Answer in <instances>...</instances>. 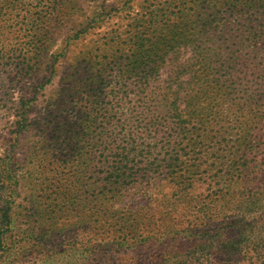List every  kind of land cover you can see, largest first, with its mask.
<instances>
[{
  "label": "rangeland",
  "instance_id": "374dc122",
  "mask_svg": "<svg viewBox=\"0 0 264 264\" xmlns=\"http://www.w3.org/2000/svg\"><path fill=\"white\" fill-rule=\"evenodd\" d=\"M223 1L59 0L27 46L47 3L0 0V264H264L249 242L218 252L238 228L258 230L264 202L231 199L242 185L218 177L232 149L196 138L239 122L249 135L246 94L180 126L156 95L169 67L156 73L158 47L133 62L141 31L187 75L231 57L236 39L264 40V0L241 16Z\"/></svg>",
  "mask_w": 264,
  "mask_h": 264
},
{
  "label": "trees",
  "instance_id": "16d2710c",
  "mask_svg": "<svg viewBox=\"0 0 264 264\" xmlns=\"http://www.w3.org/2000/svg\"><path fill=\"white\" fill-rule=\"evenodd\" d=\"M41 2L47 3L46 10H44V15L41 10L36 11L38 15L28 29L29 34L32 33V35L24 42L28 44L27 46L31 42L33 46V38L40 40L39 37L37 38L38 35L35 36L36 31L39 30L38 22L53 14L57 16L60 10L59 0H41ZM250 2V0H224L221 5L227 9L230 8L231 12L237 16H241V14H248L252 11L251 8H245ZM149 16V26L159 22L152 10H150ZM171 27H176V25L173 24ZM132 43L135 48L133 53L135 66L142 65L143 61L148 58L146 54L148 47H158L154 51L157 53L152 55L154 66L157 68L156 73L159 71V66L161 68L169 65L166 79L163 81L165 86L156 88L157 92L163 91L156 95L158 99L162 95L163 101H171V115L178 125L185 120H195L194 122L201 127L204 124H209L210 116L214 114L212 109L215 107V101H235L238 98L237 94L242 92L246 94L245 101H248L251 107L249 135L246 136L241 131L237 132L241 127L239 122L236 123L235 129H230L232 133H229L228 125L222 123L219 127L220 131H217V137H208L207 131L206 135H199V133L196 138L200 137L201 146L205 148H211L217 144L212 141L218 139V142L223 144V149H232L230 158H225V161L227 160L230 164H225L226 168L221 169L220 177H218L223 179V182L228 181V187L242 185L241 189L231 191L233 195L231 199H237L238 202L242 200L251 203L258 200L264 202V40L236 39L233 43L236 48L235 54H232L231 57L219 58L216 61H205L200 64L203 68L200 69L199 74L192 73V75L185 73L188 69H184L185 64L179 62L177 58H169L167 52L159 55V50L167 48L166 43L159 48L158 39H148L142 31ZM31 66L32 64L29 62L25 64L26 68ZM236 74L246 76L245 87L240 86L239 82L230 81V76L233 79V75ZM226 80L229 83L224 86ZM205 101L209 102L205 103ZM211 104L214 106L212 107ZM203 131L204 129L201 132ZM228 143L232 145L227 147ZM212 177L217 178L215 174ZM6 178L11 182L16 180L14 170L9 167ZM220 194V192L214 193L215 200L223 198V195ZM234 228H238V226L235 225ZM239 229L241 230L235 237L229 240L230 245L221 246L222 248L218 249V252L224 250L225 254L232 255L234 249L240 247L243 242L244 244L249 242L251 248L257 252L259 249L260 252L264 250V222L255 233H251V228H238L237 230Z\"/></svg>",
  "mask_w": 264,
  "mask_h": 264
}]
</instances>
